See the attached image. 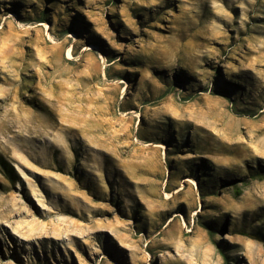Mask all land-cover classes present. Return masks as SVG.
Returning a JSON list of instances; mask_svg holds the SVG:
<instances>
[{"label": "rangeland", "instance_id": "obj_1", "mask_svg": "<svg viewBox=\"0 0 264 264\" xmlns=\"http://www.w3.org/2000/svg\"><path fill=\"white\" fill-rule=\"evenodd\" d=\"M257 173L264 0H0V264H264Z\"/></svg>", "mask_w": 264, "mask_h": 264}, {"label": "trees", "instance_id": "obj_2", "mask_svg": "<svg viewBox=\"0 0 264 264\" xmlns=\"http://www.w3.org/2000/svg\"><path fill=\"white\" fill-rule=\"evenodd\" d=\"M234 112L235 113H237L235 110H234ZM238 114V113H237ZM239 114H241V113H239ZM252 179H257V180H264V174H262V173H257V174H255V175H253L252 177H251ZM236 190H239V188L238 187H236L235 188ZM235 193L236 194H239V192L238 191H235ZM243 233V232H242ZM244 234V233H243ZM248 236V235H247ZM249 236H251V238H253V239H258L257 237H255V236H252V235H249ZM225 264H229L228 263V261H227V259H225Z\"/></svg>", "mask_w": 264, "mask_h": 264}]
</instances>
